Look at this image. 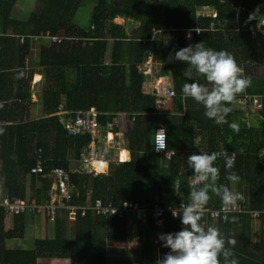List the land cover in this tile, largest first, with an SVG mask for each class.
Masks as SVG:
<instances>
[{"label": "trees", "instance_id": "trees-1", "mask_svg": "<svg viewBox=\"0 0 264 264\" xmlns=\"http://www.w3.org/2000/svg\"><path fill=\"white\" fill-rule=\"evenodd\" d=\"M86 2L93 7L84 27L77 17ZM18 5L23 8L16 15ZM203 7L212 8L217 17L199 14ZM256 9L257 19L249 21ZM117 18L139 23V28L129 36L124 26L114 23ZM258 24H264V0H0V196L48 204L53 178L31 174L41 161L45 172L51 167L69 172L72 205L97 200L116 208L131 204L121 216L88 209L73 222L64 211H56L53 219L48 218L53 220L50 235L36 240L33 249L7 248V241L24 238L28 214L12 217L0 207V264H38L39 259L55 258L67 259L69 264H155L159 254L162 258L169 251L161 246L158 234L177 232L182 225L179 217L170 214L157 224L153 214L157 208L189 202L193 172L186 159L192 153H219L215 161L219 183L243 194L239 205L244 210H264L263 121L257 115L256 125L246 124L237 105L243 94L264 97V34L260 33L264 29ZM35 42L40 44V66L46 71L43 95L49 118H24L12 112L14 108L29 113L33 107L32 78L22 68ZM199 42L232 54L251 78V87L231 104L228 124L217 125L205 118L203 106L192 99L181 101L182 85L192 82L183 76L187 64L167 62L169 53ZM150 57L155 75L169 77L175 92L170 100L172 111L166 116L161 115L164 112L155 95L145 92L148 76L139 71ZM199 82L205 83L203 78ZM111 90L115 92L114 112L108 111L106 100ZM60 106L65 112L62 122L52 116ZM90 108L97 110V120L106 131L117 132V116L125 117L129 159L111 161L104 173L78 171L81 151L92 135L72 136L65 124ZM260 113H264V99ZM231 123L238 125V132L229 127ZM160 127L167 133V149L174 151L171 158L154 150L155 131ZM225 150L235 155L233 171L241 177L235 185L224 179ZM220 205L213 197L205 209ZM137 212L145 220H136L132 233L127 217ZM7 217L13 220L9 230ZM235 217L236 222L231 218L216 222L205 213L202 222L217 227L226 240H236L233 251L239 264H264V214L257 220L259 233L253 248L245 235L252 232L249 215ZM134 239L138 246L133 255L111 262L109 246Z\"/></svg>", "mask_w": 264, "mask_h": 264}, {"label": "clouds", "instance_id": "clouds-1", "mask_svg": "<svg viewBox=\"0 0 264 264\" xmlns=\"http://www.w3.org/2000/svg\"><path fill=\"white\" fill-rule=\"evenodd\" d=\"M198 13L209 17H217V12L210 7H203L198 11ZM258 15L259 9H256L249 14L248 20L251 21L253 19H257ZM125 21L135 24L132 20ZM257 27L264 29V24H258ZM211 28H213V24L211 25ZM135 31L136 30H134V32ZM195 31L199 33V31ZM132 35L133 34L129 36ZM52 40L57 43L60 42V40H57L55 37H53ZM151 59L152 58L150 57L149 60L140 65L139 71L149 76V78H152L150 82H152L153 85L156 84L157 79H161L163 83L171 84V82L166 79L167 77H157L155 75L156 65H154ZM150 61L151 64H149ZM177 61L185 62L187 64V67L183 72V76L187 80L192 81L182 85L181 101L186 103L188 99H192L197 104L203 106L205 118L214 121L217 125L228 124L227 116L232 111L231 104L236 100L238 95L245 92V90L252 85L251 78L244 74L243 69L239 67L233 55L224 50L217 51L210 47H205L203 42H199L195 45H189L175 51L174 55L169 53L167 62L175 63ZM148 65L151 67V72L145 73L144 70L148 69ZM201 78H203L205 83L199 82ZM148 93L152 94L151 92ZM244 95L247 94H243V97ZM167 103H170V101H166L165 105ZM245 105L250 104L247 103ZM60 107L58 108V112L52 116H56L59 122H62L64 119H61V117L65 114H62ZM162 107H160V109ZM252 110L261 112V110ZM98 125L99 127L95 129L94 132L88 131L73 135L68 131L72 136L86 133L92 135V141H90L88 145L82 149L80 154L81 157L79 159V166L81 169H78V171L81 173L84 172L85 169H87V171H94V173L107 172L110 162L114 161L110 159V156L112 154V150H115L118 144L111 145L110 140H112L113 137L110 138L108 136V134L110 135V133L113 132L109 129L106 131L102 128L99 122ZM229 127L234 132L239 131L236 123L229 124ZM0 134H2V129H0ZM154 146V150H156V152L164 150L167 147L166 133L158 137ZM121 151H127L128 157L125 155V159H120L119 154ZM223 156L225 172L224 179L228 181L229 184L235 185L240 182L241 177L233 171L235 166L234 156L226 150L224 151ZM128 159L129 151L124 143L123 146L118 149L117 158L115 160L122 162ZM216 160V153H192L187 156V165L193 172L190 184L191 190L189 192V202L180 206L181 211L177 212L172 209V214L170 212L165 214V216L167 214L173 215L175 219L179 217L182 227L181 230L174 233L158 234V240L162 242L161 246L169 249V251L165 253L162 258H158L155 264H221V257L222 264H239V261L235 257L233 251L236 245V240L234 238L226 240L217 227L202 222L205 213L208 214L205 211V207L209 204L213 197L218 198L221 202V211L223 212L226 220L229 218V214L238 207L239 202L244 200L242 193L233 191L228 184L219 183L220 169L215 166ZM105 163H107L106 169L104 165ZM95 166H97L100 170L95 172ZM52 168L55 167H51V169ZM51 169L44 172L43 175L51 176L54 180L53 184L56 183V190L52 184V196L53 192H57L59 194L60 186H58V179L52 174ZM65 171L68 174L65 187L66 191L70 195V200L67 204L79 209L82 207H93L95 204L88 203L85 206L71 204L70 188L72 187V182L69 172L67 170ZM33 200L36 201L35 199ZM61 210L65 212L68 220L73 222L68 212L64 208L58 209V211ZM77 211L78 212L75 215L74 220L76 219L78 213L80 214V211ZM38 217L50 222L53 221L42 217L41 215ZM128 218L130 219L129 224L132 225V227H135L133 225L137 220L136 215H129L127 219ZM163 218L153 217V219H156L157 224H162ZM236 219L237 218L235 216H232L231 222H236ZM141 220L144 221L145 216ZM132 233H134V230H132Z\"/></svg>", "mask_w": 264, "mask_h": 264}, {"label": "built area", "instance_id": "built-area-1", "mask_svg": "<svg viewBox=\"0 0 264 264\" xmlns=\"http://www.w3.org/2000/svg\"><path fill=\"white\" fill-rule=\"evenodd\" d=\"M261 33H264V30H261ZM55 40V39H54ZM148 69H151L149 66ZM145 73L146 70H144ZM151 72V70H150ZM152 94L156 97V102L158 104V107H162L165 105L166 101H170L175 97V92L171 87L170 83H163L161 79L156 80V84L152 87ZM263 95H257V94H247L244 95L242 98V102L244 104L249 103L251 108L254 110H262L263 109ZM60 110L62 114H65L63 112V108L60 107ZM97 117V110L95 108H90L88 112L86 113H77L74 118L65 121L66 127L68 128V131L70 134H78L83 132H94L95 129L99 127L98 122L96 120ZM166 133L165 128L160 127L155 131L154 135V144L156 143L158 137L160 135H163ZM168 143L167 139V133H166V144ZM155 148V146H154ZM156 151V150H155ZM157 152L165 153L168 158L171 157L173 154V151H168L167 147L164 150H160ZM217 154V159H220V154ZM235 156V155H233ZM45 169L39 161L36 166H33L31 168V174L35 173H43L44 174ZM52 174L58 179V186L59 188V194L57 192H53L50 202L48 204L40 205L36 201H29L27 200H21V199H15L11 200L8 196H0V207L4 209L5 213L8 216H16L20 214H39L42 217L45 218H51L53 219L54 214L58 209H65L68 214L70 215V218L74 220L75 215L77 214V210L80 211L81 216H84L86 211L88 209L92 211H96L99 214L106 215L107 213H110L111 215H119L121 216V212L125 208H130V203H124L121 207L116 208L114 204H108L104 205L102 201L98 200L93 207H82V208H74L73 206L67 204L70 200V195L66 191L65 183L68 179V174L66 171L61 167H55L51 169ZM53 187L56 190V183L53 184ZM185 203H180L179 205H169L166 207L157 208L155 210L153 216H156V218H163L166 213L170 212L172 214V209L179 212L181 211V205ZM135 208V206L133 207ZM205 211L209 214L210 218L216 222H226L228 221L232 216L242 214L246 211L243 210V208L238 205L237 208L233 210L229 214V218L226 220L224 218V214L221 211V205L218 208H212ZM264 213L263 211H255L250 212V215L256 219L259 218V216ZM173 216V215H172ZM144 217V215L141 212L136 213V219L141 220Z\"/></svg>", "mask_w": 264, "mask_h": 264}, {"label": "crops", "instance_id": "crops-1", "mask_svg": "<svg viewBox=\"0 0 264 264\" xmlns=\"http://www.w3.org/2000/svg\"><path fill=\"white\" fill-rule=\"evenodd\" d=\"M117 19L123 20V22L126 23V21L124 19H122V18H117ZM117 19H115V20H117ZM135 24H137V23H135ZM133 25L134 24H132V26ZM134 30H133V32H134ZM0 61H1V56H0ZM24 66H25V68H22V71L25 72L27 77L32 78L31 86H32V103H33V107L31 108L29 113L24 111V110H17V109H14V108H13L12 112L14 114L17 113V114H19V116L24 117V118L27 117V116H31L33 118H47V117L49 118V117H51V115H48L49 114L48 109H47L46 105L44 104L43 92L46 89V71H45L44 67L40 66V44L39 43H37V42L34 43L32 54H30L28 57H26V61H25V65ZM168 78L169 77H167L166 79H168ZM148 79H149V81H148V83L146 82V85H145V92H147V93L148 92H152V87H153L152 82H150L151 79L149 77H148ZM11 104H15V102L14 103L12 102ZM237 105L244 112L245 117L249 116V112H250V114L251 113L257 114L259 116V118L263 121V125H264V113L253 111L250 105L243 104L241 102V100L237 101ZM50 108L53 109V106L51 105ZM161 109L164 112L163 114H166V115H169L171 113V111H172V109L170 108V103H167L165 105V107H162ZM120 117H122V120H124V125H126L125 124L124 115L123 114H119L117 116V119H116V124H118V132H122V131H119V129H120V127H119L120 125L119 124L121 123ZM245 119L247 120V118H245ZM245 123H246V121H245ZM112 136H113V134L110 133V137H112ZM125 152L128 154L127 151H125ZM125 152L121 151V153L119 154V158L120 159L123 160V158L121 157V154L125 153ZM217 160H219V159H217ZM27 188H28V193H30L31 190H30L29 183L27 184ZM244 211H246V210H244ZM242 214H248L249 217H250V219H248V222H249V224L251 226L252 232L249 233V234L246 233L245 235H246V239L249 242V246H251V248H253L255 246V244H256V239H257V236H258V233H259L258 232V224L259 223L257 221L258 219L252 217L250 215L249 211H246V212H244ZM262 214H264V213H262ZM234 216H236V215H234ZM39 221L40 220H38V219L36 220L35 219V223L36 224L33 225V231L34 232H38V230H41V229L43 230L42 224L39 223ZM47 222L49 223V228H51L52 223L50 221H47ZM70 226H71V224H70ZM5 227H6V230H9V229L13 228V220H12L11 217H7V219L5 220ZM26 228H29L28 224H27ZM44 228L46 230V226H44ZM134 229H135V227H132V230H134ZM45 237H46V235H44V236L33 235L31 237L24 235V238H22L21 241L23 243L31 241V243H33V248H34L35 241L38 240V239H44ZM9 241H7V248L13 249V248L8 246ZM130 242L129 243H124L123 244V248H119L120 250H116V251H112L111 250V251H109V258H110L111 262L115 261L114 258H116L118 260H121V259H125L126 260V259H128V256H132L133 255V252L136 251V249L134 250L133 247L129 245V244H131ZM137 246L138 245H136V248H137ZM109 247H113V246L110 245ZM17 248H19V247H17ZM119 251H120V253H119ZM122 251H123V253H124V251H126L124 255H123ZM160 255H162V254H159L158 258H161ZM38 264H69V261L67 259H57V258L51 259V260L39 259Z\"/></svg>", "mask_w": 264, "mask_h": 264}, {"label": "rangeland", "instance_id": "rangeland-1", "mask_svg": "<svg viewBox=\"0 0 264 264\" xmlns=\"http://www.w3.org/2000/svg\"><path fill=\"white\" fill-rule=\"evenodd\" d=\"M86 6V7H84V8H82L80 11V13L79 14H81V15H83V16H81V15H79L78 14V19H79V21H80V23H81V25H83L84 27L85 26H87L88 24H89V17H88V14H89V12H90V8H92L93 7V5H92V3H90V2H86V3H83V5L82 6ZM23 7L21 6H19L18 5V7H17V9H16V15H19L20 14V10L22 9ZM29 8V6H27L25 9L27 10ZM24 10V9H23ZM204 10H208V9H204ZM115 21V23L116 24H121L122 26H124L125 27V29L127 30V32L129 33V35H131V34H133L132 32H133V30L135 29V30H137L138 28H139V23H137V24H134L133 26H132V24L131 23H128V22H123V20H120V19H117V20H114ZM149 64H151V61H150V63ZM150 65H148V67H149ZM150 70L151 69H146V72L147 73H150ZM149 77V76H148ZM150 79H152V78H150ZM148 81H149V79L147 78V83H148ZM107 107H108V111L109 112H114L115 111V109H116V107H115V92L113 91V90H111V91H109L108 93H107ZM162 110V109H161ZM161 115H164V116H166V114H161ZM254 116H257V114L255 115V114H253V113H251V114H249V116L248 117H246L247 118V120L245 119V121H246V123L249 125V124H254V125H256L255 123H254ZM259 117V116H258ZM120 120H121V123L119 124L120 126V129H119V131H122V132H113L112 134H113V139L112 140H110L111 141V145H115V144H118V146H117V148L114 150H112V154H111V156H110V159L111 160H115L116 158H117V151H118V149L120 148V147H122L123 146V144L125 143H127V139L125 138V136H124V133H125V129H126V125H124V120H122V117H120ZM125 124H126V122H125ZM117 127H118V124H117ZM118 131V130H117ZM108 136L110 137V135L108 134ZM112 137H110V138H112ZM125 154H126V156L128 157V154L125 152V153H122L121 154V157L123 158V159H125ZM79 165V164H78ZM78 165H76L75 167H78ZM96 168H95V172H97V171H99L100 169L97 167V166H95ZM73 168H74V166H73ZM92 168H94V167H92ZM107 168V163H105V169ZM78 169H81V168H78ZM28 197V196H27ZM27 199H29V198H27ZM33 217V216H32ZM31 217V215H27V219H26V222H27V224L29 225V228H27V230H26V233H25V235L26 236H29V237H31V236H33V235H36V236H44V235H46V237L47 236H49L50 235V228H49V223L47 222V220H44V219H42V218H40V217H35V218H32ZM35 219L37 220H40L39 221V223H41L42 224V228H43V230L41 229V230H38V232H34L33 231V225L34 224H36L35 223ZM129 222H130V219L128 218L127 219V223L129 224ZM46 226V230H45V228H44V226ZM136 224H134L133 226H135ZM131 244H129L130 246H132L133 247V249L135 250L136 249V245H138L137 244V242H136V239H134V240H132L131 242H130ZM8 246L9 247H11V248H13V249H32L33 248V243H31V241H28V242H25V243H23L22 241H21V239H14V240H10L9 241V243H8ZM17 247H19V248H17ZM114 247V248H113ZM113 247H109L108 249L109 250H113V251H116V250H120L119 248H123V244H119V245H115V246H113ZM10 249V248H9Z\"/></svg>", "mask_w": 264, "mask_h": 264}]
</instances>
